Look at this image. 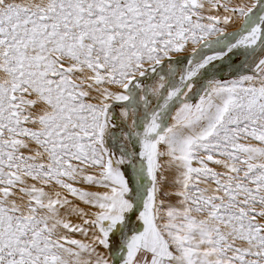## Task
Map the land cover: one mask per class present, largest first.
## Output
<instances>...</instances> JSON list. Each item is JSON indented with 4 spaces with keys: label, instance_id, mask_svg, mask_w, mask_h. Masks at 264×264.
Listing matches in <instances>:
<instances>
[{
    "label": "snow or ice",
    "instance_id": "obj_1",
    "mask_svg": "<svg viewBox=\"0 0 264 264\" xmlns=\"http://www.w3.org/2000/svg\"><path fill=\"white\" fill-rule=\"evenodd\" d=\"M0 264H264V0H0Z\"/></svg>",
    "mask_w": 264,
    "mask_h": 264
}]
</instances>
